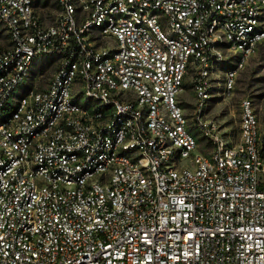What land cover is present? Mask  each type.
I'll return each instance as SVG.
<instances>
[{
  "label": "built area",
  "instance_id": "obj_1",
  "mask_svg": "<svg viewBox=\"0 0 264 264\" xmlns=\"http://www.w3.org/2000/svg\"><path fill=\"white\" fill-rule=\"evenodd\" d=\"M55 2L46 24L0 0V264H264L254 103L234 145L205 118L264 47V0Z\"/></svg>",
  "mask_w": 264,
  "mask_h": 264
},
{
  "label": "rangeland",
  "instance_id": "obj_2",
  "mask_svg": "<svg viewBox=\"0 0 264 264\" xmlns=\"http://www.w3.org/2000/svg\"><path fill=\"white\" fill-rule=\"evenodd\" d=\"M34 5L35 11L44 23L50 24L55 20L57 10L54 6V0H34ZM50 62V58L39 60L36 62V66L43 70V67H48ZM46 75L49 77L48 73ZM191 75L192 71L188 72L187 77H185L184 91L179 96V102L184 108L189 128L198 139L199 150L209 154L212 145L207 137L201 134L200 130H197L192 120L196 107V97L189 79ZM47 85L48 81L45 80L41 87L44 88ZM214 87V95L206 110L205 118L218 123L226 136L225 139L230 145H234L239 141L241 102L246 98L251 99L260 121L261 140L264 148V47L259 48L239 72L235 89L232 92L223 94L220 85L215 84Z\"/></svg>",
  "mask_w": 264,
  "mask_h": 264
},
{
  "label": "trees",
  "instance_id": "obj_3",
  "mask_svg": "<svg viewBox=\"0 0 264 264\" xmlns=\"http://www.w3.org/2000/svg\"><path fill=\"white\" fill-rule=\"evenodd\" d=\"M54 6H55V8L57 9V3L55 2V0H54Z\"/></svg>",
  "mask_w": 264,
  "mask_h": 264
}]
</instances>
